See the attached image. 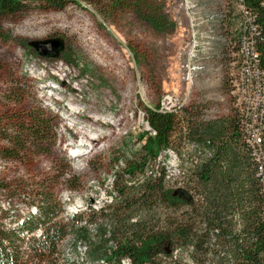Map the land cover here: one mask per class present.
Listing matches in <instances>:
<instances>
[{
	"label": "rangeland",
	"instance_id": "rangeland-1",
	"mask_svg": "<svg viewBox=\"0 0 264 264\" xmlns=\"http://www.w3.org/2000/svg\"><path fill=\"white\" fill-rule=\"evenodd\" d=\"M156 1L167 20L160 29L134 11L107 21L85 1L82 6L70 1L63 8L34 2L22 11L0 12L1 113L41 106L57 121L48 152L23 159L0 154V177L14 185L15 181L25 182L29 187L54 183V197L63 207L59 219H66L75 210L88 214L90 208L98 214L93 222L83 221L88 237L69 233L60 240L59 264H109L102 251L94 248L100 242L98 224L112 227L121 219L163 224L167 215L175 214L161 202L133 200L143 174L134 178L120 175L118 187L113 184L126 158L136 156L140 149V133L150 128L145 106L161 109L163 94L178 89L183 105L208 104L204 118L235 110L228 84V64L234 50V38L229 35H236L241 26L235 0ZM189 14L195 15L194 33ZM54 39L57 47L53 48ZM38 40L47 48L38 45ZM187 52L192 71L200 61L205 65L189 83L180 78ZM18 81L24 92L20 101L8 96L9 87ZM179 134L178 128L175 137ZM7 143L0 137V144ZM173 146L178 151L186 146L195 152L182 138ZM168 153L167 148L162 149L147 165L145 175L157 173L160 164L169 173L164 177L166 185L194 179L185 156L180 154L176 168ZM67 164L78 174L80 188L72 190L64 180L62 171ZM187 184L195 191L193 182ZM27 194H11L0 188V209H4L0 220L15 223L33 209ZM101 206H106L102 213ZM178 252L174 249L173 257ZM182 261L192 264L186 253ZM122 262L129 264L127 258Z\"/></svg>",
	"mask_w": 264,
	"mask_h": 264
},
{
	"label": "trees",
	"instance_id": "trees-1",
	"mask_svg": "<svg viewBox=\"0 0 264 264\" xmlns=\"http://www.w3.org/2000/svg\"><path fill=\"white\" fill-rule=\"evenodd\" d=\"M70 1L81 6L83 1L87 2L107 21L128 11H134L158 29L167 21L156 0H0V12L22 11L34 2L63 8ZM259 1L246 0L248 6L259 10L258 21L262 25L253 37L264 67V9L258 6ZM191 16L195 17L190 15V20ZM191 26L194 33L195 25ZM229 36H233L236 50L239 35ZM190 43L191 39L188 46ZM188 52L180 67V78L189 83ZM200 65L193 77L205 68L201 61ZM231 68L230 58L229 75ZM233 79L231 75L230 81ZM20 85L18 81L8 90V96L16 101L24 97ZM233 89L234 86H230L235 97ZM234 105V112L208 118H204L208 104L183 105L182 102L181 113L179 106L175 110L145 106V118L150 128L140 133L139 138L143 140L140 149L136 156L126 158V165L115 174L113 184L118 187L120 175L134 178L143 174L133 200H143L147 204L161 202L172 208L175 214L167 215L163 224L150 225L143 219L128 223L117 220L118 224L116 222L112 227L98 224L100 242L94 248L102 251L105 262L123 264L122 259L128 258L131 264H184L182 258L186 253L192 264H264V174L260 173V162L251 156L258 150L248 132L247 120L241 115L236 101ZM56 124L55 118L41 106L37 110H14L9 115L0 111V137L8 140L7 144H0L1 156L23 159L48 152ZM178 128L180 134L176 138ZM181 138L184 144L188 140L195 147L198 156L191 166L193 181L188 177L189 181L184 184L166 185V168L160 164L157 173L145 175L149 162L154 161L164 147H174L173 143ZM178 153L185 156L188 151L184 147ZM65 166L62 176L69 188H80L78 174L68 164ZM188 182H193L195 191ZM14 183L0 177V188L11 194L26 191V197L31 198L30 203L34 205L15 223L0 220V264H59L62 254L60 240L69 233L88 237L89 229L84 222L95 221L98 214L90 208L88 214L76 210L66 219H59L63 207L54 197V183H35L33 187L21 181ZM105 207L101 206V213ZM3 213L4 209H0V217ZM38 227L41 228L40 234ZM109 241L113 243L108 244ZM176 248L179 252L173 257Z\"/></svg>",
	"mask_w": 264,
	"mask_h": 264
},
{
	"label": "built area",
	"instance_id": "built-area-1",
	"mask_svg": "<svg viewBox=\"0 0 264 264\" xmlns=\"http://www.w3.org/2000/svg\"><path fill=\"white\" fill-rule=\"evenodd\" d=\"M234 2L241 17V26L237 32L240 38L238 48L231 53V63L238 67L239 78L237 81H230L228 72V84L237 85V97L233 99L238 101V109L243 117H247L251 137L258 145V153L251 154V156L255 160H260V173H264V67L261 65V53L253 37V34L259 32L262 24L258 21V9L248 6L246 0H235ZM258 6L264 9V0H260ZM161 102V109L169 110V107L179 105V113H181L178 89L166 91ZM150 132L154 130L150 129ZM184 147L188 151L185 155L186 162L194 166L197 154L190 151L188 147ZM164 148L169 150L168 154L172 157L171 165L177 168L180 163L178 162L180 154L175 147L166 146ZM166 175L169 176V173ZM127 261L131 264L128 258Z\"/></svg>",
	"mask_w": 264,
	"mask_h": 264
},
{
	"label": "bare ground",
	"instance_id": "bare-ground-1",
	"mask_svg": "<svg viewBox=\"0 0 264 264\" xmlns=\"http://www.w3.org/2000/svg\"><path fill=\"white\" fill-rule=\"evenodd\" d=\"M188 6L189 5H187V9H188ZM196 22V20L194 21V17L193 16H191V24L192 25H194V23ZM190 55H189V58H188V61H189V64H188V79H189V81L191 82L192 81V78H193V76H192V74L197 70V69H200L201 68V65L199 64V66H198V68L196 69V70H194V71H192L191 70V63H190ZM231 75H233V81H237L238 80V78H239V69H238V67L236 66V64H234V63H232V68H231ZM231 75H230V77H231ZM230 86H234V95H235V97H237V85H230ZM180 95H179V101H180ZM236 105L238 106V101H236ZM179 106V105H178ZM177 106H171V107H169V110H171V109H174V108H176ZM175 110V109H174ZM239 111H240V109H239ZM181 112H182V110H181ZM241 115H243L242 113H241ZM244 118H246V120H247V117H244ZM248 132H249V134L251 135V133H250V130L248 129ZM257 150H258V145H257ZM76 154V153H75ZM197 159H198V156H197ZM196 159V160H197ZM257 161H259L260 162V160L259 159H256ZM261 174H264V173H261Z\"/></svg>",
	"mask_w": 264,
	"mask_h": 264
},
{
	"label": "water",
	"instance_id": "water-1",
	"mask_svg": "<svg viewBox=\"0 0 264 264\" xmlns=\"http://www.w3.org/2000/svg\"><path fill=\"white\" fill-rule=\"evenodd\" d=\"M38 45H40L42 48H47V45L45 44V42L43 40H38V41H35ZM57 41L56 39H54L52 42H51V45H53V48L54 47H57Z\"/></svg>",
	"mask_w": 264,
	"mask_h": 264
}]
</instances>
